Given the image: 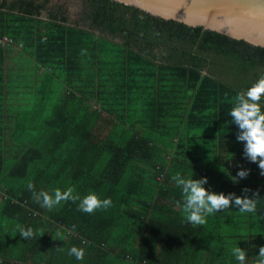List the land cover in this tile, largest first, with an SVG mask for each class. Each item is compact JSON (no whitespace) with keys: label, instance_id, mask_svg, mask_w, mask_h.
Instances as JSON below:
<instances>
[{"label":"trees","instance_id":"trees-1","mask_svg":"<svg viewBox=\"0 0 264 264\" xmlns=\"http://www.w3.org/2000/svg\"><path fill=\"white\" fill-rule=\"evenodd\" d=\"M36 1L0 0V38L13 43L0 45V264H238L236 246L253 264L264 199L254 213L230 208L194 227L172 176L264 197L228 116L236 94L264 76V48L111 0H80L82 27L64 6L41 17L51 0ZM23 54L32 73L18 64L7 72ZM239 166L251 173L234 184ZM29 183L112 204L94 214L79 201L48 210ZM21 227L42 231L23 240ZM73 246L83 260L68 254Z\"/></svg>","mask_w":264,"mask_h":264},{"label":"clouds","instance_id":"clouds-1","mask_svg":"<svg viewBox=\"0 0 264 264\" xmlns=\"http://www.w3.org/2000/svg\"><path fill=\"white\" fill-rule=\"evenodd\" d=\"M46 40V38H45ZM232 107L228 112L231 124L237 128L236 141L243 144V159L248 163L257 165L259 175L264 177V76H261L246 91L236 94L232 101ZM251 169L239 166L235 176H230L234 184L249 177ZM172 180L181 190L183 198V219L192 226H202L207 223V217L230 208H236L241 213H254L261 199L260 190L248 187L241 189V194L235 192L225 194L209 191L205 187L209 183L207 176L200 179L185 178L180 173L172 176ZM28 190L32 192L33 200L41 207L52 210L62 202L79 201L78 210L86 214H94L97 210L107 209L111 206V199H101L95 192H90L81 197L73 187L65 190L55 189L52 194L46 191L36 192L32 183L28 184ZM181 206V201L176 202ZM39 231L33 228L19 229L23 240L35 239ZM57 250L63 251L57 247ZM232 255L238 264H247V251L239 246L231 249ZM70 256L77 260H83L85 249L73 246L68 250ZM255 264H264V246H259V255Z\"/></svg>","mask_w":264,"mask_h":264},{"label":"water","instance_id":"water-1","mask_svg":"<svg viewBox=\"0 0 264 264\" xmlns=\"http://www.w3.org/2000/svg\"><path fill=\"white\" fill-rule=\"evenodd\" d=\"M264 48V0H111Z\"/></svg>","mask_w":264,"mask_h":264},{"label":"rangeland","instance_id":"rangeland-1","mask_svg":"<svg viewBox=\"0 0 264 264\" xmlns=\"http://www.w3.org/2000/svg\"><path fill=\"white\" fill-rule=\"evenodd\" d=\"M53 1H56L57 3H61L65 8L66 10L68 11V14L70 16V19L73 21L72 23L74 25H80L82 27H84L82 21H81V13H82V10H83V3L82 1L80 0H53ZM2 46H9V47H13V43L12 41H9V42H3L1 44ZM29 62H32L30 64H34V61L32 60L31 57H27L25 56V54L22 55H15L13 58H9L8 59V64H7V72L9 70V68H12L14 65H19V66H22V65H27ZM26 68V67H25ZM25 73H31L30 71L28 72L27 70L25 71ZM23 76L22 73H18L17 74V78H16V81L21 77ZM16 108V107H14ZM14 108H10V111L11 112H14L12 110H14Z\"/></svg>","mask_w":264,"mask_h":264},{"label":"flooded vegetation","instance_id":"flooded-vegetation-1","mask_svg":"<svg viewBox=\"0 0 264 264\" xmlns=\"http://www.w3.org/2000/svg\"><path fill=\"white\" fill-rule=\"evenodd\" d=\"M29 1V0H27ZM44 0H38L36 1V5H38L39 3H41ZM7 2L9 3V5H12L15 2H19L20 0H7ZM61 8H63V5L61 3H57L56 1L51 0V2L49 3V5L47 6L46 10H43L41 12V17H47L49 12H53L56 15H61L60 12H62ZM69 22H73L70 18H69Z\"/></svg>","mask_w":264,"mask_h":264},{"label":"crops","instance_id":"crops-1","mask_svg":"<svg viewBox=\"0 0 264 264\" xmlns=\"http://www.w3.org/2000/svg\"><path fill=\"white\" fill-rule=\"evenodd\" d=\"M4 38H8V37H3V39ZM2 38H0V40H1ZM3 42H0V45L2 44ZM30 63H32V62H29L27 65H24L23 67H22V70H27L28 72L30 71L31 73H32V68H33V66H34V64L32 65V64H30ZM17 67V65H14V71L15 72H17L19 69H17L16 68ZM26 67V68H25ZM243 220V222L245 223V224H248V221H247V219H242ZM259 246H264V242L263 243H261L260 245H258V251H259ZM258 253V252H257ZM259 254H257L256 256H255V261H252V263L253 264H255V262H256V258H257V256H258ZM251 264V263H250Z\"/></svg>","mask_w":264,"mask_h":264},{"label":"bare ground","instance_id":"bare-ground-1","mask_svg":"<svg viewBox=\"0 0 264 264\" xmlns=\"http://www.w3.org/2000/svg\"><path fill=\"white\" fill-rule=\"evenodd\" d=\"M9 41H12L11 39H9V38H2L1 40H0V42H9Z\"/></svg>","mask_w":264,"mask_h":264}]
</instances>
